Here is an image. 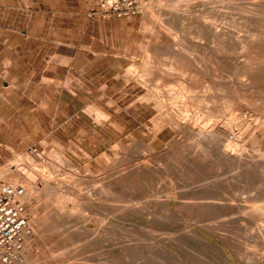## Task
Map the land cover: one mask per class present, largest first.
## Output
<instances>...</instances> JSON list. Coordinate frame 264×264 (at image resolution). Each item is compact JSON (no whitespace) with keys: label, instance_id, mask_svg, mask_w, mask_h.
Wrapping results in <instances>:
<instances>
[{"label":"rangeland","instance_id":"374dc122","mask_svg":"<svg viewBox=\"0 0 264 264\" xmlns=\"http://www.w3.org/2000/svg\"><path fill=\"white\" fill-rule=\"evenodd\" d=\"M254 1L264 3V0ZM97 3L98 0H0V173L12 181L13 178L5 175V171L8 168L17 171L20 163V176L24 177L23 175L26 173H31L35 178L33 180H36L35 185L38 191L36 194L44 193L40 196L34 194L32 203L27 205L30 234L26 239L32 240L25 239L24 249L26 250L23 249V255L31 261L28 263L23 257V261L16 264H101L102 262L104 264L106 261L108 264H153L155 261L157 264H161L162 262L153 258H158L159 254L163 253L167 256L163 254L162 256H165L163 259L160 256L163 262H166L164 264H254L253 262L256 261L257 264H264V240L256 234V226L264 223V207L262 206L264 204V158H262L264 151L261 149V146L264 149V126H261L264 119L262 117L264 116V100L262 99L264 98V84L259 81L248 90L239 86L240 92L235 89V85L238 88L240 81H246V77L243 75L246 74L247 69V51L241 45L235 46L232 43L223 45L224 43L209 34L205 27L217 16V9L220 11L217 22L221 21L225 26L231 24L229 26L239 28L237 31L242 38L248 34L249 30V34L254 35L253 37L257 39L262 30L264 31V7H254L255 16L247 19L244 0H239V3L237 1L235 8L232 7L233 11L231 6H228L230 4L228 0H140L141 11L139 13L105 18L100 14L93 13ZM161 3L163 4L161 5ZM225 11L226 14H224ZM229 15L230 19L227 18ZM234 16L236 17L234 18ZM257 17L261 19L263 25ZM195 27L198 30L201 28L202 31L196 30ZM163 30H166V33ZM153 34L154 36H152ZM157 35H160L161 38L155 39ZM150 37L154 44L151 42L152 39L149 40ZM160 40L166 44L161 46ZM170 42H174V44L170 45ZM218 42H221L220 46ZM174 45L180 48L175 47L176 49L173 48V51ZM156 46L160 49L159 51H156ZM165 46L168 50L162 51ZM221 46H224L225 50L221 49ZM217 47L221 50H217ZM181 51L184 53L182 54ZM259 54L255 52L252 57L254 61H249L254 64V69L261 73L264 68V61L261 60H264V56L262 58V55ZM209 59L211 61L208 63ZM177 65L181 67L177 68L178 70L175 68L178 67ZM185 65L188 66V69L184 68ZM182 68L183 72H181ZM128 71L130 74L135 73L134 76L131 75L133 77L129 78L126 75ZM146 72L149 78H145ZM238 72L241 74L238 75ZM172 74L183 80L178 78L175 81L177 78ZM232 74L235 76L233 77ZM236 75L237 78L239 76L240 81ZM159 76L163 79H158ZM169 76L171 79L167 78ZM228 76L232 79L227 80ZM142 78L145 79V82ZM154 78L159 80L156 81L157 84L153 83ZM174 78L175 80L172 81ZM196 79H198L197 84H195ZM193 80L194 83H192ZM139 81L144 84L142 85ZM146 81L150 83H146ZM228 82L230 85H227ZM53 83L59 89L64 88V90L62 94L49 98L45 92L47 86ZM145 83L148 84V88ZM158 84L162 90H159ZM203 84L205 87L207 86V89L202 86ZM184 86H187L184 88L186 91L183 90ZM228 86H232L231 89H235L237 92L234 94L235 91L233 92L231 89L229 91ZM253 88L258 91L255 92L252 90ZM175 89L180 92L184 91L183 93L178 92L182 97L176 93ZM251 90L256 93L254 94L259 99H255L253 93L250 94ZM154 91L156 96L151 93ZM166 91L169 97L166 95ZM231 91L232 93H230ZM168 92H173V95ZM259 92H262L261 95ZM186 94L187 96L190 94L191 97H186ZM157 96L159 99L156 98ZM176 98L179 101H174ZM167 100L170 101L167 103ZM172 100L178 105H175L176 103L174 104ZM180 100L182 101L180 102ZM194 100L196 104H199L195 105L194 103V106L192 104ZM254 100L263 102V105ZM183 101L188 102V105L186 103V106ZM204 101H207L210 106H207L206 102L203 103ZM211 101L216 102V105ZM246 101L247 104H245ZM172 104L177 107L174 108ZM182 107H185V110H182L183 113L181 112ZM200 108L202 109L200 110ZM179 109L180 112H177ZM97 110L102 111V117L98 115ZM206 110L210 111L208 112V114L210 113L209 117ZM184 111H188L185 112L187 115ZM224 112L228 116H218V113L221 115ZM248 112L252 113V116ZM170 113H175V115L179 113L177 114L179 117L188 118L189 120H187L191 124L196 123V118L198 122L196 124H203V122L216 124L218 121L219 123L216 125L219 127L223 126L222 122L223 124L225 122L226 124L244 122L243 127H247L257 121L255 123L261 127L250 130L247 135L249 139L247 136L245 139V147L248 159L261 151L263 152L260 154L261 157L259 154L257 155L262 158L263 167L253 166L251 170L243 171L236 165L218 159V154L208 150V146L197 140V135L175 130L170 125L161 126L158 121L161 120L163 123L166 115ZM195 113L198 114H196L197 117ZM257 113L258 116L261 115L262 120L260 116H257ZM189 114L190 117H186ZM241 115H244V118ZM255 115L256 117H254ZM216 116L218 119L219 117L223 118L219 119L221 122ZM249 117H252V122ZM208 118H211L210 122ZM160 127L163 128L160 129ZM223 127L219 130L221 131ZM152 129L156 132H152ZM252 132L253 134L250 135ZM195 139L200 142L199 145ZM253 139H255L254 142ZM252 142L258 143V146L254 144L252 147ZM188 143L191 145L190 147L187 145ZM259 144H261L260 147ZM201 145L204 147L202 148ZM128 146L130 147L127 149ZM117 147L119 148L116 149ZM195 148L198 149L195 150L196 152L201 151L198 153L199 155L195 153ZM254 148L256 151H253ZM201 149L207 150L206 153V150L203 151L206 155L202 153ZM171 150L172 153H168ZM249 152L253 153L249 154ZM167 153H171L170 156ZM208 154L209 156H207ZM205 156L208 157V160ZM104 157L108 158V161ZM202 158L204 159L201 160ZM124 163L127 164L123 166ZM211 164H214V168ZM216 169L218 173L215 171ZM47 180L49 181L47 182ZM58 184L60 185L57 186ZM208 188L218 191L220 199L217 201L222 202V206L212 208L205 205L204 200H207L205 196L208 195L206 194ZM52 193L53 196H51ZM195 193L197 196H194ZM42 198L43 200H40ZM250 198H252L251 201ZM190 199H192L191 202H189ZM52 201L59 202L56 204ZM199 201L202 203L199 204ZM39 204L40 207H37ZM65 204H68L67 207ZM31 205H36L35 209L46 205L47 209L43 206L37 214ZM59 207H63L65 210H61L62 208ZM73 207L76 208V211L73 210ZM126 207L127 209H125ZM43 208L44 210H42ZM246 208L251 210L248 211ZM59 209L63 212H59ZM216 209L221 212H216ZM48 210L50 214L47 212ZM244 211L247 214L243 215ZM41 212L45 214L43 213L42 216ZM237 212L239 215H246L245 217L251 219L255 226L252 222L248 224L245 219L237 221L234 216L237 215ZM68 215L73 216L67 218ZM38 217L41 220H38ZM223 218L224 220H222ZM36 219L38 223H33ZM70 226L71 231L68 229ZM59 228L60 230H58ZM247 231L251 237L248 236ZM251 231L252 233H250ZM59 232L61 233L59 234ZM253 233L257 239L252 235ZM139 239H144V241H139ZM255 245L259 249L258 251L254 250ZM48 246L52 250L49 251ZM261 248V253H259ZM236 249L240 251L243 249V251L237 252ZM52 251L53 255H51ZM62 251L65 255L61 254ZM56 253H60L62 257L59 256L60 254L56 257ZM252 254L254 256L250 257ZM31 255L38 256L39 259L34 260ZM242 256L252 262H248L247 258L241 259ZM257 256L259 259H255ZM134 257L137 259L136 262ZM143 258L146 261L144 259L143 262H138V259L142 261ZM98 260L99 262H97Z\"/></svg>","mask_w":264,"mask_h":264},{"label":"bare ground","instance_id":"6f19581e","mask_svg":"<svg viewBox=\"0 0 264 264\" xmlns=\"http://www.w3.org/2000/svg\"><path fill=\"white\" fill-rule=\"evenodd\" d=\"M172 1V0H171ZM176 1V0H175ZM229 1V5L228 6H231V8L233 7V8H235L234 6H235V3L238 1V3H239V0H228ZM161 2H163V1H161ZM171 3V2H170ZM159 4H160V2H159ZM163 3H161V5H162ZM237 4V3H236ZM244 4H245V8L246 9H244L245 10V14H246V16L248 17L247 19H251V18H253V16H255V14L256 13H254L255 11L253 10V8L254 7H259V6H261V7H264V3H262V2H257V1H254V0H244ZM177 5V4H176ZM223 6V5H222ZM149 7V6H148ZM220 7H221V5H220ZM242 7V6H241ZM240 7V8H241ZM257 7V8H258ZM232 8V11L234 10ZM173 9V8H172ZM227 9V8H226ZM237 9V8H236ZM239 9V8H238ZM243 9V8H242ZM256 9V8H255ZM221 10H223V9H221ZM228 10V9H227ZM257 10V9H256ZM151 12L152 11H154V10H150ZM237 11V10H236ZM149 12V11H148ZM150 12V13H151ZM220 11H218L217 9H216V17L212 20V21H210V22H208L207 24H206V30H207V32L209 33V34H211L212 36H214V37H216V38H219L224 44L223 45H226V44H229V43H232V44H234L235 46H239V45H241V46H243L244 47V49L247 51V55H248V62H246L247 63V66H246V74L245 75H243L244 77H246V81L245 82H243V81H240L238 78H239V76H238V78H237V75H236V78L241 82H237L239 85H238V88H237V86L235 85V89H239V86H242L241 88H243V87H245V89H251L252 88V86H254V84L255 83H259V81H262L263 82V84H264V68H262V70H263V72H257L255 69H254V64H251L250 63V61L249 60H253L252 59V57H253V54L255 53V52H258V54L259 55H262L261 57L263 58V56H264V31L262 30V32H261V30H260V32H261V35H260V37H257V39L255 38V37H253L251 34H249V30H248V34L246 35V36H244L243 38L240 36V34H238L239 32V28L238 29H236V28H233L232 26H229V25H231V24H229L228 26H225L223 23H221V21L220 22H217V19H218V13H219ZM244 12V11H243ZM243 12H242V14H243ZM154 13V12H153ZM159 13L161 14V12L159 11ZM212 13V12H211ZM227 12L225 11V13L224 14H226ZM148 14V13H147ZM155 14H156V12H155ZM155 14H154V16H155ZM207 14H208V12H207ZM221 14H223V13H221ZM245 14H243V15H245ZM264 14V13H263ZM150 15V14H149ZM153 15V14H152ZM209 15V14H208ZM239 15V14H238ZM241 15V14H240ZM258 15V14H257ZM256 15V16H257ZM212 16H214V15H212ZM264 16V15H263ZM150 17V16H149ZM236 16H234V18H235ZM239 17V16H238ZM259 17V16H258ZM257 17V18H258ZM148 18V17H147ZM152 18V17H151ZM227 18H229L230 19V15H229V17H227ZM262 18V17H261ZM154 19V18H153ZM153 19H152V21H153ZM158 18H156V20H157ZM226 19V18H225ZM232 19V18H231ZM237 19V18H236ZM239 19V18H238ZM254 19H255V17H254ZM259 19V18H258ZM257 19V21L259 22V20L261 21V19H259L258 20ZM164 20V19H163ZM174 20V19H173ZM173 20H172V22H173ZM200 20V19H199ZM241 20V19H240ZM240 20H238V21H240ZM264 20V19H263ZM148 21V20H147ZM147 21H146V23H147ZM158 21V20H157ZM245 21V20H244ZM154 22V21H153ZM159 22V21H158ZM172 22H171V24H172ZM203 22V21H202ZM201 23V22H200ZM199 23V24H200ZM239 23V22H238ZM247 23V22H246ZM255 23V22H254ZM257 23V22H256ZM255 23V24H256ZM261 24H262V21L260 22ZM264 23V22H263ZM150 24V23H149ZM163 24V23H162ZM161 24V25H162ZM167 24H168V22H167ZM170 24V25H171ZM254 24V25H255ZM161 25H160V27H161ZM165 25V24H164ZM173 25V24H172ZM171 25V26H172ZM234 25V24H233ZM249 25V24H248ZM263 25V24H262ZM159 26V25H158ZM163 26V25H162ZM174 26V25H173ZM199 26V25H198ZM197 26V27H198ZM264 26V25H263ZM160 27H159V30H160ZM166 27H169V26H166ZM178 27V26H177ZM197 27H195V29L196 30H198L197 29ZM204 27V28H205ZM232 27V28H231ZM157 28V27H156ZM162 28V27H161ZM170 28V27H169ZM192 28V27H191ZM254 28V27H253ZM163 29V28H162ZM259 29V28H258ZM158 30V31H159ZM171 30V29H170ZM170 30H168V31H170ZM199 30H201V28L199 29ZM198 30V31H199ZM238 30V31H237ZM148 31V30H147ZM162 31V30H161ZM164 31V30H163ZM192 31V30H191ZM190 31V32H191ZM197 31V32H198ZM202 31V30H201ZM200 31V32H201ZM153 32V31H152ZM165 33H166V30L164 31ZM187 32H188V30H187ZM186 32V33H187ZM200 32H198V33H200ZM154 33V32H153ZM157 33H159V32H157ZM164 33V34H165ZM174 33V32H173ZM177 33V32H176ZM185 33V34H186ZM161 34V33H160ZM169 34H171V33H169ZM191 34V33H190ZM166 35V34H165ZM167 35H168V33H167ZM174 35H175V33H174ZM177 35H178V33L176 34V38H177ZM201 35H203V34H201ZM257 35V34H256ZM151 36V35H150ZM152 36H154V34L152 35ZM168 36H170V35H168ZM191 36H192V34H191ZM194 36V35H193ZM243 36V35H242ZM157 38H161L160 37V35H157V37L155 36V39H157ZM170 38H171V36H170ZM172 38H174L173 36H172ZM152 38L150 37V39L149 40H151ZM175 39V38H174ZM174 39H173V41H174ZM178 39V38H177ZM195 39V38H194ZM202 39V38H201ZM165 40H168L167 38H165ZM153 41V39L151 40V42ZM169 41H170V39H169ZM169 41H167V42H169ZM195 41V40H194ZM198 41V40H197ZM157 42H159V41H157ZM160 42H162L161 43V46H162V44H166V43H163V41H161L160 40ZM196 42V41H195ZM212 42V41H211ZM228 42V43H227ZM153 43V42H152ZM171 43L172 42H170V45H171ZM176 43H177V40H176ZM219 43V42H218ZM221 43V42H220ZM220 43H219V46H220ZM154 44V43H153ZM160 44V43H159ZM172 44H174V42L172 43ZM179 44V43H178ZM177 44V45H178ZM198 44V43H197ZM213 44V43H212ZM156 45V44H155ZM196 45V44H195ZM158 46V45H157ZM156 46V47H157ZM160 46V47H161ZM166 46H168V45H166ZM166 46H165V48H164V50H162V51H166V50H168V49H166ZM171 47V46H170ZM176 47V45H174V47H172V50H173V48H175ZM211 47V46H210ZM158 48V47H157ZM156 48V51L158 50H160L159 48L157 49ZM169 48V47H168ZM176 48H180V47H176ZM175 48V49H176ZM185 48V47H184ZM192 48V47H191ZM212 48V47H211ZM221 49H223V50H225V48H224V46H221L220 47ZM242 48V47H241ZM148 49V48H147ZM166 49V50H165ZM171 49V48H170ZM169 49V50H170ZM198 49V48H197ZM221 49H218V47H217V50H221ZM153 50H155V49H153ZM172 50H170L171 51V53L174 55V53L172 52ZM178 50V49H177ZM180 50V49H179ZM239 50V49H238ZM237 50V51H238ZM174 51V50H173ZM191 51H193V50H191ZM236 51V52H237ZM243 51V50H242ZM182 52V51H181ZM232 52V51H231ZM241 52V51H240ZM245 52V51H244ZM165 53V52H164ZM170 53V54H171ZM176 53V52H175ZM177 53H178V51H177ZM176 53V54H177ZM180 53V52H179ZM184 52H182V54H183ZM188 53H189V51H188ZM193 53V52H192ZM225 53H227V52H225ZM234 53V52H233ZM238 53V52H237ZM162 54V53H161ZM172 54H171V56H172ZM195 54V53H194ZM228 54H230V52H228ZM232 54V53H231ZM246 54V53H245ZM166 55V54H165ZM170 56V55H169ZM179 56V55H178ZM183 56H185V55H183ZM195 56H197L196 54H195ZM238 56V55H237ZM256 56V55H255ZM174 57V56H173ZM187 58H188V56H186ZM240 57H241V55H240ZM259 57V56H258ZM258 57H256L257 59H258ZM185 58V57H184ZM207 58V57H206ZM242 58H243V56H242ZM255 58V57H254ZM262 58H260V59H262ZM189 59V58H188ZM194 59V58H193ZM202 59V58H201ZM257 59H255V60H257ZM151 60V59H150ZM169 60V59H168ZM176 60H178V59H176ZM184 60H186V59H184ZM190 60V59H189ZM188 60V61H189ZM195 60V59H194ZM241 60H243V59H241ZM166 61V60H165ZM173 61V60H172ZM211 60L209 59V61L207 60V62L209 63ZM230 61H232V60H230ZM237 61V60H236ZM254 61V60H253ZM252 61V62H253ZM259 61V60H258ZM261 61H264V60H261ZM261 61H259V62H261ZM205 62H206V60H205ZM160 63H162V62H160ZM174 63H175V61H174ZM174 63H173V65H174ZM179 63V62H178ZM185 63V62H184ZM189 64H190V62H188ZM245 63V64H246ZM250 63V64H249ZM145 64H146V62H145ZM165 64H167V63H165ZM169 65H170V63H168ZM172 64V63H171ZM187 64V63H186ZM188 64V65H189ZM237 64V63H236ZM147 65V64H146ZM163 65V64H162ZM172 65V66H173ZM176 65V64H175ZM211 65V64H210ZM214 65V64H213ZM256 65V64H255ZM137 66V65H136ZM164 66H166V65H164ZM178 66V65H177ZM181 66H182V64H181ZM194 66V65H193ZM192 66V67H193ZM197 66V65H196ZM238 66V65H237ZM138 67V66H137ZM147 68H148V66H146ZM146 67H144V68H146ZM180 66H178V67H175L176 68V70H178L177 68H179ZM187 68L188 66L187 65H185L184 66V68ZM215 67V66H214ZM143 68V69H144ZM172 68V67H171ZM181 68V67H180ZM197 68V67H196ZM142 69V68H141ZM140 69V70H141ZM154 69V68H153ZM156 70H158L157 68H155ZM164 69H166V68H164ZM188 69V68H187ZM228 69V68H227ZM132 70V69H131ZM139 70V69H138ZM139 70V71H140ZM182 70V71H181ZM180 71L181 72H183V68L181 69ZM198 70V69H197ZM215 70V69H214ZM231 70V69H230ZM229 70V71H230ZM238 70V69H237ZM258 70V69H257ZM130 71V70H129ZM127 72V74L126 75H128V77L129 78H131V77H133L134 76V74H130V72H132V71H130V72ZM147 71H149V70H147ZM170 71V70H169ZM171 71H173V70H171ZM179 71V72H180ZM190 71V70H189ZM134 72V71H133ZM161 72V71H160ZM129 73V74H128ZM147 73V72H146ZM152 73V72H151ZM159 73V72H158ZM215 73V72H214ZM235 73H237L236 72V70H235ZM243 73V72H242ZM141 74V73H140ZM161 74V73H160ZM181 74V73H180ZM196 74V73H195ZM198 74V73H197ZM207 74V73H206ZM227 74V73H226ZM239 74H241V72L239 73L238 72V75ZM131 75H133V76H131ZM139 75V74H138ZM150 75V74H149ZM152 75V74H151ZM167 76H168V74H166ZM183 75V74H182ZM136 76V75H135ZM140 76V75H139ZM139 76H137V77H139ZM144 76H146L145 78H149V76H148V73L146 74V75H144ZM148 76V77H147ZM153 76V75H152ZM164 76H165V74H164ZM170 76H171V74H170ZM167 77V78H170L171 79V77ZM172 76H173V74H172ZM177 76V75H176ZM176 76H173V77H176ZM184 76H185V74H184ZM205 76V75H204ZM203 76V77H204ZM225 76V75H224ZM232 76H233V74H232ZM231 76V77H232ZM235 76V75H234ZM233 76V77H234ZM242 76V75H241ZM141 77H143V76H141ZM140 77V78H141ZM221 78H222V75L220 76ZM226 77V76H225ZM127 78V77H126ZM153 78V77H152ZM159 78H162V77H158V79ZM166 77H164V79H165ZM167 78H166V80H167ZM177 79L175 80V78L174 79H172V81L173 80H175V81H177L178 80V78H180V77H176ZM215 78V77H214ZM217 78V77H216ZM240 78H242V77H240ZM263 78V79H262ZM138 79V78H137ZM143 79V81L145 82V79L144 78H142ZM151 79V78H150ZM150 79H148V81H151ZM155 80H154V84H157L156 83V81H157V79L156 78H154ZM163 79V78H162ZM182 78H180V80H181ZM184 79H186L185 77H184ZM189 79V78H188ZM227 79V78H226ZM229 79H232V78H229V76H228V79L227 80H229ZM234 79V78H233ZM244 79V78H243ZM128 81H130V79H127ZM136 80V79H135ZM147 80V79H146ZM153 80V79H152ZM183 80V79H182ZM197 80L198 79H196L195 81H196V83L195 84H197ZM216 80V79H215ZM159 81V80H158ZM157 81V82H158ZM186 81H189V80H186ZM194 80H193V82L192 83H194L195 82ZM201 81V80H200ZM140 82V81H139ZM167 82H169V81H167ZM191 82V81H190ZM204 82V81H203ZM216 82H218L217 80H216ZM230 82V81H229ZM228 82V84L227 85H230V83ZM262 82H260V83H262ZM67 83V82H66ZM141 83V82H140ZM146 83H150V82H147L146 81ZM145 83V84H146ZM164 83V82H163ZM166 83V82H165ZM178 83H179V81H178ZM182 83V82H181ZM180 83V84H181ZM189 83V82H188ZM200 83V82H199ZM198 83V85H200ZM202 83V82H201ZM234 84H236L235 82H233ZM142 85L144 84L143 82L141 83ZM153 84V85H154ZM160 84V83H159ZM159 84H158V87H159ZM205 85L207 84V83H204ZM204 84L202 85V86H204ZM209 84V83H208ZM215 84H218V83H215ZM153 85H152V87H153ZM182 85V84H181ZM185 85V84H184ZM193 85V84H192ZM231 85H233L232 83H231ZM146 87L148 86V84H146L145 85ZM150 86V85H149ZM160 86H161V84H160ZM167 86V85H166ZM169 86V85H168ZM209 86H210V84H209ZM258 86V85H257ZM144 87V86H143ZM155 87V86H154ZM158 87H157V92H158ZM162 87V86H161ZM173 87V86H172ZM191 87H193V86H191ZM205 87V86H204ZM207 87V86H206ZM205 87V88H206ZM218 87V86H217ZM216 87V88H217ZM231 87L232 86H228L227 88H229V91H230V89H231ZM148 88V87H147ZM150 88V87H149ZM166 88H168V87H166ZM184 88H187V86H184L183 87V90H185ZM189 88V87H188ZM199 88H202V87H199ZM219 88V87H218ZM240 88V89H241ZM170 89V88H169ZM171 89H173V88H171ZM178 89V88H177ZM177 89H175V90H177ZM180 89V88H179ZM194 89V88H193ZM202 89H204V88H202ZM207 89V88H206ZM208 89H210V88H208ZM235 89L233 90V89H231L233 92L235 91ZM150 90H151V88H150ZM159 90H162L160 87H159ZM174 90V89H173ZM188 90H190V88L188 89ZM247 90H246V92H247ZM252 90H254L255 91V89L253 88ZM251 90V91H252ZM152 91V90H151ZM172 91V90H171ZM181 91H182V89H181ZM186 91V90H185ZM193 91V90H192ZM197 91V90H196ZM208 91V90H207ZM211 91V90H210ZM222 91V90H221ZM232 91L230 92V93H232ZM239 91V90H238ZM258 90H256L255 92H257ZM264 91V90H263ZM262 91V92H263ZM146 92V91H145ZM150 92V91H149ZM178 92H180L179 90H177L176 91V93H178ZM184 92V91H183ZM183 92H180V93H183ZM198 92V91H197ZM237 91H235L234 92V94L236 93ZM240 92V91H239ZM242 92H243V90H242ZM255 92H250V94L251 93H255ZM261 92V93H262ZM151 93H153L154 95H155V91L154 92H151ZM169 94H171L172 93V95H173V92H168ZM175 93V94H176ZM180 93H178V95L180 94ZM187 93V92H186ZM248 93V92H247ZM260 93V92H259ZM261 93H260V95H261ZM264 93V92H263ZM152 94V95H153ZM185 94V93H184ZM183 94V95H184ZM198 94V93H197ZM213 94V93H212ZM218 94V93H217ZM226 94V93H225ZM234 94H232V95H234ZM238 94V93H237ZM256 94V93H255ZM255 94H254V96H255ZM166 95L168 96V94H167V91H166ZM178 95H175V96H178ZM182 95V94H181ZM231 95V96H232ZM241 95H243V94H241ZM259 95V96H260ZM156 96V95H155ZM154 96V97H155ZM161 96H163L162 94H161ZM171 96V95H170ZM180 96V95H179ZM185 96V95H184ZM188 96H190L191 97V95L189 94ZM187 96V94H186V97H188ZM208 96V95H207ZM234 96H236V95H234ZM142 97H144V95H142ZM169 97V96H168ZM174 97V96H173ZM180 97H182V96H180ZM189 97V98H190ZM193 97V96H192ZM242 97H244V96H242ZM156 98H158L159 99V96H157ZM163 98H164V96H163ZM167 98V97H166ZM179 98V97H178ZM178 98H176V100H174V101H179V100H177ZM206 98V97H205ZM248 98V97H247ZM246 98V99H247ZM251 98V97H250ZM253 98V97H252ZM260 98H262V97H260ZM161 99H162V97H161ZM172 99V98H171ZM170 99V100H171ZM179 99H181V98H179ZM186 99V98H185ZM184 99V100H185ZM200 99V98H199ZM198 99V100H199ZM255 99H259V97H257L256 98V96H255ZM263 100H264V98H262ZM164 100H166V99H164ZM169 100V101H170ZM183 100V99H182ZM182 100H180V102L182 101ZM196 100V99H195ZM194 100V102L192 103L193 105H194V103L196 102ZM249 100V99H248ZM136 101V100H135ZM160 101V100H159ZM162 101V100H161ZM168 100H167V103L169 102ZM173 101V100H172ZM173 101V102H174ZM187 101V100H186ZM190 101V100H189ZM193 101V100H192ZM232 101V100H231ZM234 101V100H233ZM254 101H258V100H254ZM260 101H261V99H260ZM260 101H258L257 103H259ZM155 102H157V101H155ZM154 102V103H155ZM163 102V101H162ZM166 102V101H165ZM180 102H179V104H180ZM184 103H185V101H183ZM207 103V106H210L209 104H208V102L207 101H204L203 103ZM211 102H213L214 103V101H211ZM210 102V103H211ZM237 102V101H236ZM238 102H239V100H238ZM237 102V103H238ZM242 102H244L243 100H242ZM241 102V103H242ZM252 102H253V100H252ZM264 102V101H263ZM263 102H260L261 104L263 103ZM164 103V102H163ZM162 103V104H163ZM172 103V102H171ZM176 102H174V104H175ZM187 103V105H188V102H186ZM186 103H185V105H186ZM198 103V102H197ZM202 103V102H201ZM200 103V104H201ZM218 103V102H217ZM222 103H223V101H222ZM249 103H250V101H249ZM259 103V104H260ZM134 104H135V102H134ZM158 104V103H157ZM174 104H172V105H174ZM199 104V103H198ZM198 104H196L195 103V105H198ZM212 104V103H211ZM215 105H216V102L214 103ZM224 104V103H223ZM222 104V106L224 107V105ZM245 104H247V101L245 102ZM264 104V103H263ZM262 104V105H263ZM156 105V104H155ZM171 105V106H172ZM175 105H178L177 103L175 104ZM173 106L174 108H176L177 106ZM181 106H182V104H180ZM186 105V106H187ZM193 105H191V106H193ZM194 105V106H195ZM235 105V104H234ZM148 106V105H147ZM153 106V105H152ZM206 106V105H205ZM206 106V107H207ZM226 107H227V105H225ZM251 107H253L252 105H250ZM258 106V105H257ZM157 107V106H156ZM225 107V108H226ZM237 107H239V106H237ZM256 107V106H255ZM162 108V107H161ZM164 108V107H163ZM183 108V107H182ZM185 108V107H184ZM181 109V112H182V110H185V109ZM216 108V107H215ZM230 108V107H229ZM166 110H167V108H165ZM164 109V110H165ZM169 109V108H168ZM170 109H172V108H170ZM202 108H200V110H201ZM163 110V111H164ZM175 110V109H174ZM191 110V109H190ZM190 110H188V111H190ZM238 110V109H237ZM91 111V110H90ZM95 112H96V110H94ZM169 111H172V110H169ZM188 111H184V113L185 112H188ZM193 111V110H192ZM207 111V114H208V112H210V111H208V110H206ZM235 111V110H234ZM241 111V110H240ZM250 111V110H249ZM172 112H174V111H172ZM175 112H176V110H175ZM177 112H180V109H179V111H177ZM201 112V111H200ZM211 112H213L212 110H211ZM230 112V111H229ZM97 113H98V115L99 116H101L103 113H102V111H99V110H97ZM162 113H164V112H162ZM169 113V112H168ZM183 113V112H182ZM204 113H205V111H204ZM236 113H238V112H236ZM249 113V112H248ZM253 113H254V111H253ZM107 114V113H106ZM158 114V113H157ZM161 114V113H160ZM165 114V113H164ZM177 114H179V113H177ZM175 115V113L174 114H172V113H170V114H168V115H166V118L164 119V121H163V123H161V120L160 121H158V123L161 125V126H165V125H170V127L172 126V127H174L175 128V130H178V131H181V132H184V133H186V134H195V135H197V137L196 138H198L197 140H199L201 143H203L204 145H206V146H208V150H210V151H214V152H216L217 154H218V156H219V158L218 159H222V160H224V161H226L227 163H231V164H233V165H236V166H238V167H240L241 169H243V171L245 170V171H247V170H251V168L253 167V166H261V167H263V165H262V158H264V156L262 157V158H260L261 157V155L260 154H262L263 152L261 151V153H258V151H257V153L260 155V157H258L257 155V153L256 152H254L255 154H257V155H253V157L252 158H250V159H248V157H247V153H246V147H245V139H247L248 138V136L247 135H249L248 133L250 132V130H255L256 128H258V127H261V126H264V119L262 118V117H264V116H262L261 117V115H259L261 118V120L263 119V124H261V126L260 125H258V123H255V122H257V121H254V123L251 125V126H247V127H243V125H244V122H229V123H227L226 124V122L224 123V124H226L225 126H224V124H223V122H222V125L224 126H221V127H223V129L220 131L219 130V128L221 129V127H219L218 125H216L217 123H219L218 121H217V123L216 124H207V122L206 123H204L203 122V124H196V123H198L197 122V116H196V114L197 113H195V118H196V123L195 124H191V122L189 123L188 122V118H181V117H179L178 115ZM186 114V113H185ZM210 114V113H209ZM209 114H208V117H209ZM212 114V113H211ZM231 114V113H230ZM240 114V113H239ZM238 114V115H239ZM250 114V113H249ZM252 114V113H251ZM250 114V116H252ZM256 114V113H255ZM94 115V114H93ZM97 115V114H96ZM187 115V114H186ZM198 115V114H197ZM215 115V114H214ZM217 115V114H216ZM223 115H225V112L224 113H221V115H219V113H218V116H220V117H223ZM227 115V114H226ZM225 115V116H226ZM244 115H245V113H244ZM244 115L242 116L243 118H244ZM254 115V114H253ZM163 116V115H162ZM181 116V115H180ZM183 116V115H182ZM191 116H193V115H191ZM204 116V115H203ZM228 116V115H227ZM257 116H258V113H257ZM258 116V117H259ZM102 117V116H101ZM186 117H190V114H189V116H186ZM206 117V116H205ZM219 117V119H221ZM230 117H232V116H230ZM235 117V116H234ZM247 117V116H246ZM254 117H256V115L254 116ZM257 117V118H258ZM192 118V117H191ZM195 118H194V120H195ZM200 118V117H199ZM201 118H203V117H201ZM207 118V117H206ZM212 118V117H211ZM211 118L209 119V122L211 121ZM216 118L218 119V117L216 116ZM249 118H251L250 120H251V122H252V117H249ZM96 119V118H95ZM188 119V120H187ZM213 119V118H212ZM216 119V120H217ZM218 119V120H219ZM223 119V118H222ZM221 119V120H222ZM248 119V118H247ZM102 120V119H101ZM191 120H193V118L191 119ZM200 120V119H199ZM214 120V119H213ZM225 120V119H224ZM255 120V119H254ZM256 120H259V119H256ZM202 121V120H201ZM220 121V120H219ZM240 121H241V119H240ZM248 121V120H247ZM246 121V122H247ZM99 122H101V121H99ZM154 122V121H153ZM200 122V121H199ZM216 122V121H215ZM221 122V121H220ZM228 122V121H227ZM249 122V121H248ZM116 123V122H115ZM146 125V124H145ZM249 125V124H248ZM219 128H218V127ZM163 127H160V129L161 128H163ZM154 128V127H153ZM158 128V127H157ZM159 129V128H158ZM152 132H156V131H153V129H152ZM255 133V132H254ZM263 133V132H262ZM251 134H253V132L252 133H250V135ZM134 135V134H133ZM130 136V135H129ZM156 136V135H155ZM246 136H247V138H246ZM254 136V135H253ZM258 136V135H257ZM135 137V136H134ZM136 139H137V137H135ZM134 138V139H135ZM175 138H176V136H175ZM174 139V138H173ZM172 139V140H173ZM194 139V138H193ZM249 139V138H248ZM133 140V139H132ZM196 140V139H195ZM197 140H196V142H197ZM254 140L255 139H253V142H254ZM131 141V140H130ZM129 141V142H130ZM187 141V140H186ZM191 141V140H190ZM194 141V140H193ZM250 141V140H249ZM259 141H260V139H259ZM262 141V140H261ZM195 142V143H196ZM200 142H197L198 143V145H199V143ZM252 142V144L251 145H253L252 147H254V144L256 143V141H255V143H253ZM250 143H251V141H250ZM261 143V142H260ZM130 144V143H129ZM132 144V143H131ZM166 144H168V143H166ZM194 144V143H193ZM171 145V144H170ZM177 145H181V144H177ZM187 145H189V143L187 144ZM197 145V146H198ZM250 145V146H251ZM260 145L261 144H259V147H260ZM137 146V145H136ZM135 146V147H136ZM167 146V145H166ZM191 145H189V147H190ZM202 146V145H201ZM255 146H258V143L257 144H255ZM130 146H128L127 147V149L129 148ZM134 147V148H135ZM188 147V148H189ZM194 147H195V145H194ZM204 146H202V148H203ZM251 147V148H252ZM258 147V148H259ZM119 147H117L116 149H118ZM138 148V147H137ZM164 148H165V146H164ZM167 148V147H166ZM198 148V147H197ZM197 148H195L194 149V151L197 149ZM201 148V147H200ZM206 148V147H205ZM250 148V149H251ZM192 149H193V145H192ZM199 149V148H198ZM197 149V150H198ZM255 149V148H254ZM256 149H257V147H256ZM256 149L255 150H253V151H256ZM261 149L264 151V149H263V147L261 146ZM202 150V149H201ZM206 149H204V150H202V153H203V151H205ZM252 150V149H251ZM258 150V149H257ZM164 151V150H163ZM260 151V150H259ZM169 152H171L172 153V150L171 151H168V153ZM201 152V151H200ZM200 152H196L195 151V153H197V155H199L198 153H200ZM207 152V150L205 151V153ZM167 153V154H168ZM170 153V154H171ZM191 153H193V151H191ZM209 153V152H208ZM251 152H249V154H250ZM253 153V152H252ZM251 153V154H252ZM142 154V153H141ZM159 154V153H158ZM170 154H168L169 156H170ZM204 154V153H203ZM211 154V153H210ZM248 154V155H249ZM264 154V153H263ZM26 155V154H25ZM25 155H23L24 157H26ZM28 155V154H27ZM57 155V154H56ZM196 155V154H195ZM204 155H206V154H204ZM19 156H21V155H19ZM22 156V157H23ZM207 156H209V154L207 155ZM251 156V155H250ZM161 157V156H160ZM206 157V156H205ZM204 157V158H205ZM211 157V156H210ZM27 158H28V156H27ZM26 158V159H27ZM105 158V157H104ZM146 158V157H145ZM173 158V157H172ZM198 158V157H197ZM200 158V157H199ZM204 158H202L201 160H203ZM17 159V158H16ZM19 159V158H18ZM65 159V158H64ZM105 159H107V161H108V158H105ZM117 159V158H116ZM20 160H21V157H20ZM23 160V159H22ZM50 160V159H49ZM121 160V159H120ZM206 160H208V157H206ZM212 160V159H211ZM25 161V160H24ZM24 161H23V164H24ZM61 161V160H60ZM70 161V160H69ZM174 161H176V160H174ZM213 161V160H212ZM216 161H217V158H216ZM119 162V161H118ZM182 163V162H181ZM213 163H215V162H213ZM29 164V163H28ZM106 164V163H105ZM113 164H115V163H113ZM125 164H127V163H124L123 164V166L125 165ZM130 164V163H129ZM207 164H210V163H207ZM116 165V164H115ZM213 165L214 164H211V166L213 167ZM215 165H216V163H215ZM20 163L18 164V169H17V171H15V170H12V169H7V171H5V175H9L10 177H12L11 179H12V182H14V183H21L22 185H24L25 186V188H26V194L24 195V197H23V201L26 203V205H30L31 203H32V201H33V198H34V194H36V183H35V181L33 180V179H35V178H33V176L31 175V173H29L28 172V174L26 173V175H23L24 177H21L20 176V174H19V170L21 169L20 167ZM121 166V165H120ZM206 166V165H205ZM216 166H218V164L216 165ZM215 166V167H216ZM35 167V166H34ZM119 167V166H118ZM148 167V166H147ZM157 167V166H156ZM185 167V166H184ZM230 167V166H229ZM22 168H24V167H22ZM117 168V167H116ZM138 168V167H137ZM146 168V167H145ZM175 168V167H174ZM209 168V167H208ZM214 168V167H213ZM25 170V169H24ZM117 170V169H116ZM171 170H173V169H171ZM201 170V169H200ZM219 170V169H218ZM189 171H191V170H189ZM197 171V170H196ZM211 171H212V169H211ZM215 171H217V169L215 170ZM25 172H27V171H25ZM40 172V171H39ZM64 172V171H63ZM110 172V171H109ZM198 172V171H197ZM216 173V172H215ZM217 173H218V171H217ZM25 174V173H24ZM40 174V173H39ZM166 174V173H165ZM184 174V173H183ZM186 174V173H185ZM189 175H190V173H188ZM201 174V173H200ZM263 174V173H262ZM2 175V174H1ZM61 175V174H60ZM205 175V174H204ZM218 175V174H217ZM230 175V174H229ZM228 175V176H229ZM240 175V174H239ZM3 177H4V175H2ZM41 176V175H40ZM246 176H248L247 174H246ZM254 175H252V177H253ZM146 177V176H145ZM150 177V176H149ZM202 177H204V176H202ZM227 177V176H226ZM248 177H250V176H248ZM255 177V176H254ZM259 178H260V176H258ZM263 177V176H262ZM5 179H7L6 177H4ZM201 178V177H200ZM217 178V177H216ZM215 178V179H216ZM246 178V177H245ZM177 179V178H176ZM206 179V178H205ZM204 179V180H205ZM224 179H226V178H224ZM241 179V178H240ZM8 180V179H7ZM74 180V179H73ZM72 180V181H73ZM178 180V179H177ZM216 180H218V178L216 179ZM227 180V179H226ZM233 180V179H232ZM248 180V179H247ZM49 180H47V182H48ZM215 181V180H214ZM228 181V180H227ZM234 181V180H233ZM251 181V180H250ZM74 182V181H73ZM242 182V181H241ZM138 183V182H137ZM206 183V182H205ZM236 183V182H235ZM251 183H252V181H251ZM49 184H50V182H49ZM61 184V183H60ZM60 184H58L57 186H59ZM75 184V183H74ZM242 185V184H241ZM261 185V184H260ZM71 186V185H70ZM83 186V185H82ZM201 186V185H200ZM199 186V187H200ZM244 186V185H243ZM259 186V185H258ZM39 187V186H38ZM37 187V188H38ZM61 187V186H60ZM65 187V186H64ZM76 187V186H75ZM125 187V186H124ZM220 187H222V186H220ZM250 187V186H249ZM253 187V186H252ZM147 188V187H146ZM263 188V187H262ZM50 189V188H49ZM48 189V190H49ZM60 189H62V188H60ZM64 189H66V188H64ZM69 189V188H68ZM126 189V188H125ZM183 189V188H182ZM181 189V190H182ZM186 189V188H185ZM192 189V188H191ZM250 189V188H249ZM259 189H261L260 187H259ZM42 190V189H41ZM72 190V189H71ZM162 190V189H161ZM180 190V191H181ZM263 190H264V188H263ZM56 191V190H55ZM70 191V190H69ZM73 191V190H72ZM80 191V190H79ZM156 191V190H155ZM154 191V192H155ZM261 191V190H260ZM38 192V191H37ZM45 192V191H44ZM57 192V191H56ZM68 192V191H67ZM160 192V191H159ZM230 192V191H229ZM250 192V191H249ZM249 192H246L247 194H249ZM252 192V191H251ZM263 192V191H262ZM61 193V192H60ZM59 193V194H60ZM80 193V192H79ZM161 193V192H160ZM186 193V192H185ZM184 193V194H185ZM44 193L43 192H40V193H37L36 195H38V196H40V195H43ZM50 194V193H49ZM58 194V193H57ZM63 194V193H62ZM61 194V195H62ZM65 194H67V193H65ZM196 194V193H195ZM194 194V196H197V194L195 195ZM206 194H208V195H206L205 196V198H207V200H204L205 201V205L206 206H208V207H212V208H214L215 206H222L223 204H221L222 202H218L217 201V199H220L219 197H218V191L217 190H215V189H213V188H208L207 189V193ZM221 194V193H220ZM252 194V193H251ZM56 194L54 193V196H55ZM61 195H59V196H61ZM68 195H70L69 193H68ZM223 195V194H222ZM225 195H227V194H225ZM254 195V194H253ZM51 196H53V193H52V195ZM123 196V195H122ZM146 196V195H145ZM258 196V195H257ZM42 197V196H41ZM40 197V198H41ZM58 197V196H57ZM64 197V196H63ZM231 197H233V196H231ZM254 197H256V196H254ZM39 198V197H38ZM56 198V197H55ZM59 199H60V197H58ZM57 198V199H58ZM66 198H69V197H66ZM122 198V197H121ZM142 198V197H141ZM159 198V197H158ZM63 199V198H62ZM71 199H72V197H71ZM147 199V198H146ZM40 200H43V198L42 199H40ZM39 200V201H40ZM50 200V199H49ZM53 200V199H52ZM68 200V199H67ZM74 200V199H73ZM134 200V199H133ZM191 200L192 199H190V201L189 202H191ZM199 200H201V199H199ZM214 200H216V201H214ZM228 200V199H227ZM231 200H233V199H231ZM252 200V198H250V201ZM255 200V199H254ZM75 201V200H74ZM81 201V200H80ZM184 201H185V199H184ZM202 201V200H201ZM204 201H202V202H204ZM35 202V201H34ZM54 201H52V203H53ZM59 202V201H58ZM57 202V203H58ZM121 202V201H120ZM119 202V203H120ZM132 202H135V201H132ZM202 202H198L199 204L200 203H202ZM50 203H51V201H50ZM54 203H56V202H54ZM56 203V204H57ZM82 203H84V202H82ZM121 203H123V202H121ZM120 203V204H121ZM256 203V202H255ZM259 203V202H258ZM34 204V203H33ZM37 204V203H36ZM45 204V203H44ZM64 204V203H63ZM119 204V205H120ZM127 204V203H126ZM131 204V203H130ZM137 204V203H136ZM195 204H196V202H195ZM225 204V203H224ZM244 204V203H243ZM263 204V203H262ZM68 205V204H67ZM67 205L65 204V206L67 207ZM117 205V204H116ZM128 205V204H127ZM202 205V204H201ZM248 205V204H247ZM253 205V204H252ZM251 205V206H252ZM258 205V204H257ZM32 207H36V205H31ZM30 206V207H31ZM40 207V204L39 205H37V207ZM45 208L47 207L46 205H43ZM42 206V207H43ZM60 206H61V203H60ZM126 206V205H125ZM138 206V205H137ZM187 206V205H186ZM249 206H250V204H249ZM263 207H264V204L262 205ZM32 207H31V210H33L32 209ZM35 207H34V209H35ZM41 207V208H42ZM128 207V206H127ZM127 207L125 208V209H127ZM143 208H144V206H142ZM146 207V206H145ZM204 207V206H203ZM233 207V206H232ZM261 207V206H260ZM260 207H258V208H260ZM41 208H37V209H35V210H33V211H35V212H37V214H38V212H39V210H41ZM57 208H58V205H57ZM61 210H65V209H63V207H59ZM72 208V207H71ZM238 208V207H237ZM255 208V207H254ZM30 209V208H29ZM47 209V208H46ZM48 209H50V208H48ZM59 209V212L61 211ZM75 209V211H76V208H74L73 207V210ZM78 209H80V208H78ZM120 209V208H119ZM238 209H240V208H238ZM246 209H248V208H246ZM246 209H245V211H246ZM250 209V208H249ZM248 209V211H250ZM256 210H257V208H255ZM255 209H254V211H255ZM261 209V208H260ZM264 209V208H263ZM42 210H44V208L42 209ZM70 210V209H69ZM144 210V209H143ZM253 210V209H252ZM33 211H31L32 213H33ZM106 211H108V210H106ZM165 211V210H164ZM211 211V210H210ZM244 211V213H242L243 215L244 214H247V212H245ZM27 212H29L28 210H27ZM48 213H49V210L47 211ZM61 212H63V211H61ZM105 212V211H104ZM109 212V211H108ZM159 212V211H158ZM216 212H218V213H220L221 212V210H219V209H216ZM257 212V211H256ZM262 212V211H261ZM260 212V213H261ZM42 213V212H41ZM44 213V212H43ZM43 213L41 214L42 216H43ZM68 213V212H67ZM69 213H70V211H69ZM72 213V212H71ZM77 213V212H76ZM107 213V212H106ZM250 213V212H249ZM35 214V213H34ZM45 214V213H44ZM50 214V213H49ZM64 214V213H63ZM74 214H75V212H74ZM73 214V215H74ZM167 214V213H166ZM214 214H215V209H214ZM234 214V213H233ZM232 214V215H233ZM236 214V213H235ZM242 214H238V212H237V215H234V216H236L235 218L237 219V221L238 220H240V219H245L246 221H247V223L248 224H250L251 222L253 223V221H251V219H248V218H246L245 216H243ZM253 214V213H252ZM255 214V213H254ZM47 215V214H46ZM73 215H68L67 216V218H71ZM77 215V214H76ZM170 215V214H169ZM221 215V214H220ZM33 216V215H32ZM39 216V215H38ZM45 216V215H44ZM58 216V215H57ZM80 216V215H79ZM151 216V215H150ZM249 216V215H248ZM253 216V215H252ZM47 217V216H46ZM198 217V216H197ZM220 217H222V216H220ZM49 218V217H48ZM66 218V217H65ZM76 218V217H75ZM261 218V217H260ZM43 219V218H42ZM59 219V218H58ZM195 219V218H194ZM233 219H234V217H233ZM33 220V219H32ZM38 220H41V218L39 219V217H38ZM45 220V219H44ZM84 220V219H83ZM102 220H104V219H102ZM216 220V219H215ZM217 220H219V219H217ZM221 220V219H220ZM222 220H224V218L222 219ZM235 220V219H234ZM106 221V220H105ZM35 222H37V219H36V221L34 220V222L33 223H35ZM76 222V221H75ZM219 222V221H218ZM217 222V223H218ZM223 222V221H222ZM29 223H30V221H29ZM38 223V222H37ZM70 223V222H69ZM73 223V222H72ZM77 223V222H76ZM104 223V222H103ZM208 223H209V221H208ZM211 223V222H210ZM68 224V223H67ZM104 224H106V223H104ZM221 224V223H220ZM232 224V223H231ZM40 225V224H39ZM39 225H38V227H39ZM43 225V224H42ZM77 225V224H76ZM79 225V224H78ZM77 225V226H78ZM216 225H218V224H216ZM252 225V224H251ZM253 225L255 226V224L253 223ZM58 226V225H57ZM56 226V227H57ZM118 226H119V224H118ZM121 226V225H120ZM253 226V227H254ZM41 227V226H40ZM53 227V226H52ZM59 227V226H58ZM61 227V226H60ZM74 227V226H73ZM257 227V236L259 235L260 236V238H263V240H264V223L262 224V225H260V226H256ZM75 228V227H74ZM78 228V227H77ZM117 228V227H116ZM119 228V227H118ZM126 228V227H125ZM128 229H130L129 227H127ZM64 229V228H63ZM68 229H70V231H71V226L68 228ZM185 229V228H184ZM251 229H252V227H251ZM250 229V230H251ZM254 229V228H253ZM48 230V229H47ZM58 230H60V228L58 229ZM74 230V229H73ZM76 230H78V229H76ZM187 230V229H186ZM189 230V232H190V229H188ZM249 230V231H250ZM35 231V230H34ZM50 231V230H49ZM75 231V230H74ZM215 231H217L216 229H215ZM219 231V230H218ZM246 231V230H245ZM249 231H247V234H248V232ZM57 232V231H56ZM64 232H66L65 230H64ZM69 232V231H68ZM121 232V231H120ZM130 232V231H129ZM188 232V231H187ZM254 233H255V229H254V231H253ZM43 233V232H42ZM45 233V232H44ZM52 233V232H51ZM58 233V232H57ZM61 232H59V234H60ZM134 233V232H133ZM195 233V232H194ZM194 233H193V235H194ZM226 233V232H225ZM250 233H252V231L250 232ZM254 233L252 234L253 236H254ZM54 234V233H53ZM67 234V233H66ZM70 234V233H69ZM68 234V235H69ZM247 234H246V236H247ZM56 235V234H55ZM67 235V236H68ZM95 235V234H94ZM127 235V234H126ZM195 235H197L196 233H195ZM70 236V235H69ZM128 236V235H127ZM248 236H250L251 237V235L250 234H248ZM247 236V237H248ZM62 237V236H61ZM123 237H124V235H123ZM196 237H198V236H196ZM255 238H256V236H254ZM41 238V237H40ZM65 238V237H64ZM67 238H70V237H67ZM162 238V237H161ZM259 238V237H258ZM127 239V238H126ZM257 239V238H256ZM26 240H32V239H26ZM141 239H139V241H140ZM171 240V239H170ZM259 240V239H258ZM35 241V240H34ZM59 241V240H58ZM69 241H70V239H69ZM131 241V240H130ZM138 240H137V242H139ZM141 241H144V239H142ZM255 241V240H254ZM30 242V241H29ZM133 242H135V241H133ZM136 242V243H137ZM248 242V241H247ZM52 243V242H51ZM54 243V242H53ZM62 243H65V242H62ZM131 243V242H130ZM255 243V242H254ZM253 243V244H254ZM34 244V243H33ZM129 244V243H128ZM151 244H153V243H151ZM35 245V244H34ZM50 245V244H49ZM53 245V244H52ZM56 245V244H55ZM137 245V244H136ZM147 246L149 245V244H146ZM32 246V245H31ZM45 246V245H44ZM111 246H113V245H111ZM150 246V245H149ZM153 246H154V244H153ZM246 246V245H245ZM257 245H255V249L254 250H259V249H257V247H256ZM114 247V246H113ZM152 247V246H151ZM46 248H47V246H46ZM150 248V247H149ZM148 248V249H149ZM153 248V247H152ZM155 249H156V245H155V247H154ZM153 248V249H154ZM246 248H247V246H246ZM259 248V247H258ZM48 249H49V251L50 250H52V249H50L49 248V246H48ZM54 249V248H53ZM67 249V248H66ZM152 249V250H153ZM154 249V250H155ZM160 249V248H159ZM240 249V248H239ZM24 250H26V249H24ZM60 250V249H59ZM58 250V251H59ZM62 250V249H61ZM64 250V249H63ZM68 250V249H67ZM153 250V251H154ZM245 250V249H244ZM254 250H252V251H254ZM261 250H262V248L260 249V252L259 253H261ZM28 251V250H27ZM31 250H30V248H29V252H30ZM54 251V250H53ZM53 251H52V254L51 255H53ZM131 251V250H130ZM184 251V250H183ZM236 251L238 252V251H240V250H237L236 249ZM243 251V249L240 251V252H242ZM246 251V250H245ZM244 251V252H245ZM251 251V252H252ZM41 252V251H40ZM60 252V251H59ZM63 252V251H62ZM64 252H65V250H64ZM61 253L62 255L64 254L65 255V253ZM129 252V251H128ZM132 252V251H131ZM133 252H135V251H133ZM68 253H70V252H68ZM141 253V252H140ZM152 253V252H151ZM160 253V252H159ZM158 253V254H159ZM246 253V252H245ZM57 254V253H56ZM58 254H60V253H58ZM58 254H57V256L56 257H58ZM59 255L60 257H62V255ZM152 254H154V253H152ZM163 254H165V253H163ZM163 254H159L160 256H162ZM242 254H244V253H241V255ZM38 255V254H37ZM54 255H55V253H54ZM133 255V254H132ZM245 255V254H244ZM256 255V254H255ZM71 256V255H70ZM74 256V255H73ZM134 256V255H133ZM160 256L158 257V258H153V259H158L159 261L158 262H162L161 264H164V262H163V258L166 256V254H165V256H162V259L160 258ZM238 256V255H237ZM239 256H240V254H239ZM246 256V255H245ZM254 255L252 254V256H250V257H253ZM23 257L27 260V262L28 261H31L30 259H28V257H26V256H24L23 255ZM43 257V256H42ZM148 257V256H147ZM146 257V258H147ZM151 257V259H152V255L150 256ZM157 257V256H156ZM167 257V256H166ZM249 257V258H250ZM23 258V259H24ZM31 258L32 259H34V260H38L39 258H38V256H35V255H31ZM52 258H54V257H52ZM241 259H245V258H247V257H244V256H242V257H240ZM259 259V257L257 256L255 259ZM55 259V258H54ZM115 259V258H114ZM129 259V258H128ZM133 259H135V257L133 258ZM144 259L145 258H143V260L142 261H140L139 259H138V262H143L144 261ZM204 259V258H203ZM248 259V258H247ZM246 259V260H247ZM253 259V258H252ZM251 259V260H252ZM68 260H69V258H68ZM107 260V259H106ZM112 260V259H111ZM136 260L137 259H135L134 261L136 262ZM148 260V259H147ZM162 260V261H161ZM166 260V259H165ZM171 260H173V259H171ZM44 261V260H43ZM66 261H67V259H66ZM132 261V260H131ZM145 261H146V259H145ZM151 261V260H150ZM174 261V260H173ZM253 261H255V260H253ZM26 262V261H25ZM33 262V261H32ZM37 262H39V261H37ZM36 262V263H37ZM64 262V261H63ZM68 262V261H67ZM97 262H99V260L97 261ZM152 262H153V260H152ZM248 262H252V261H250L249 259H248ZM257 262V261H256ZM256 262H253L254 264L256 263ZM263 262V261H262ZM29 263V262H28ZM51 263V262H50ZM62 263V262H61ZM101 263V262H100ZM105 263H107V261L105 262ZM104 263V264H105ZM147 263V262H146ZM154 263H156V261L155 262H153V264ZM166 263V262H165ZM0 264H5V263H3L1 260H0ZM16 264V263H15ZM26 264V263H25ZM34 264V263H33ZM37 264H39V263H37ZM78 264V263H77ZM80 264V263H79ZM91 264V263H90ZM98 264V263H97ZM101 264H103V262L101 263ZM108 264V263H107ZM110 264V263H109ZM133 264V263H132ZM136 264H138V263H136ZM148 264V263H147ZM150 264H152V263H150ZM157 264V263H156ZM257 264V263H256Z\"/></svg>","mask_w":264,"mask_h":264},{"label":"built area","instance_id":"2783aa9c","mask_svg":"<svg viewBox=\"0 0 264 264\" xmlns=\"http://www.w3.org/2000/svg\"><path fill=\"white\" fill-rule=\"evenodd\" d=\"M141 11L140 0H98L93 13L105 18L130 16ZM26 188L0 173V260L5 264L23 261L25 239L30 234Z\"/></svg>","mask_w":264,"mask_h":264},{"label":"crops","instance_id":"0c3cea01","mask_svg":"<svg viewBox=\"0 0 264 264\" xmlns=\"http://www.w3.org/2000/svg\"><path fill=\"white\" fill-rule=\"evenodd\" d=\"M47 68V67H46ZM64 90V88L63 89H59L58 88V86H56V84H49L48 86H47V90H46V92H45V94L47 95V96H49V98H51V97H54V96H57V95H60V94H62V91ZM4 118V117H3ZM5 119V118H4Z\"/></svg>","mask_w":264,"mask_h":264}]
</instances>
